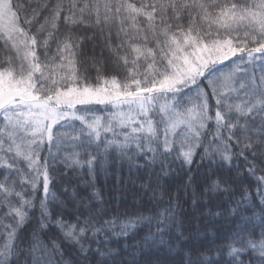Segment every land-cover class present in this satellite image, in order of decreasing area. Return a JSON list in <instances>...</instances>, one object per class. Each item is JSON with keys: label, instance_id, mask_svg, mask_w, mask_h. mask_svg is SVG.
Returning <instances> with one entry per match:
<instances>
[{"label": "snow or ice", "instance_id": "snow-or-ice-1", "mask_svg": "<svg viewBox=\"0 0 264 264\" xmlns=\"http://www.w3.org/2000/svg\"><path fill=\"white\" fill-rule=\"evenodd\" d=\"M0 264H264V0H0Z\"/></svg>", "mask_w": 264, "mask_h": 264}, {"label": "trees", "instance_id": "trees-1", "mask_svg": "<svg viewBox=\"0 0 264 264\" xmlns=\"http://www.w3.org/2000/svg\"><path fill=\"white\" fill-rule=\"evenodd\" d=\"M221 67H223V66H221ZM226 70V69H225ZM102 114V113H101Z\"/></svg>", "mask_w": 264, "mask_h": 264}]
</instances>
